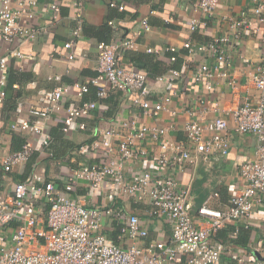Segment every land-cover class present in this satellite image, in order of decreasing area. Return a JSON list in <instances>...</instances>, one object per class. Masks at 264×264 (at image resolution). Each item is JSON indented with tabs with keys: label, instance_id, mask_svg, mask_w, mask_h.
Instances as JSON below:
<instances>
[{
	"label": "built area",
	"instance_id": "obj_1",
	"mask_svg": "<svg viewBox=\"0 0 264 264\" xmlns=\"http://www.w3.org/2000/svg\"><path fill=\"white\" fill-rule=\"evenodd\" d=\"M249 1L254 17L264 27V0ZM85 2H71L74 11L72 39L63 49L68 62L75 59L74 42L82 35ZM220 2L196 0L195 7L202 12L203 19L191 21L193 32L207 26ZM37 6L38 0H0V42L11 47L19 40L34 42L42 30L31 24ZM111 7L125 10L123 4L116 2ZM50 10L51 23L56 25L61 18L60 7L52 4ZM227 21L235 32L251 29L246 11ZM119 22L121 19L116 18L109 25ZM149 31V19L143 18L133 37L99 43L96 77L86 83L58 86L45 97V107L30 108L35 121L11 122L9 130L12 133L33 134L42 141L40 150L27 141L21 151L4 156L0 160L4 171L10 173L26 164L34 151L53 156L52 138L45 130V123L63 113L64 134L76 129L86 130V124L80 120L90 118L99 102L112 92L129 95L133 106L141 109L146 117L158 118L163 112H171L169 105L179 95L176 84L181 73L173 69L157 77L156 83L170 84L172 90L152 102L149 76L123 66L118 56L123 50L134 49L135 38ZM233 38L240 39V33H235ZM231 39L223 35L205 44L184 43L189 54H206L213 58L212 62L197 67L194 83L212 91L218 79H225L236 89L227 53ZM167 51L176 52V48L169 47ZM147 52L160 54L157 48ZM9 57L24 59L25 55L11 48L9 56H0V105L8 95ZM172 61H176L175 56ZM251 77L259 93L255 102L246 99L242 105L229 110L226 117L209 121L190 111L191 119L183 126L185 140L169 139L168 128L159 125L139 124L135 120L116 121L105 131L96 128L95 140L71 153L68 162L77 167L64 164L66 176L62 179L48 178L46 170L35 166L24 180L16 182L11 189L0 191V264H176L182 260L185 264H222L224 256L233 254L225 243L215 240L216 234L229 224L248 220L257 205H264V56ZM51 79L62 82L61 76ZM91 87L95 88L96 99L64 107L65 97L75 95L83 99ZM171 114L176 116V112ZM231 133L238 137L255 136L259 143L254 155L240 165V183L234 188L229 206L225 210L208 205L200 208V219L208 224L202 228L190 210L192 188L180 182L175 171L195 165L199 160L227 157L232 145ZM144 142L159 148L160 154L151 157V152L142 145ZM149 158L153 163L150 169L131 173V166ZM80 187L88 192L79 194ZM100 194L108 197V203L95 199ZM128 200L149 205L151 217L171 222L170 239L148 241L149 232L142 227L141 218L128 211ZM106 222L120 226L119 239L123 244L109 241L105 234ZM247 260L240 258L239 262ZM252 263L264 264V260L254 259Z\"/></svg>",
	"mask_w": 264,
	"mask_h": 264
},
{
	"label": "crops",
	"instance_id": "obj_2",
	"mask_svg": "<svg viewBox=\"0 0 264 264\" xmlns=\"http://www.w3.org/2000/svg\"><path fill=\"white\" fill-rule=\"evenodd\" d=\"M73 0H38L36 17L31 20L35 28L42 29L39 37L34 41H17L14 46H7L0 42V56H9V50L16 48L24 53V59L7 58L9 73L19 77L13 88H8L7 99L0 105V160L13 150V133L9 130L11 122L22 120L35 121L30 114L32 107H45V97L60 85L71 86L74 83H86L97 76L99 43L111 40H124L133 37V33L141 26V20L148 18L151 31L135 38V48L123 50L119 53L120 63L132 70L147 74L152 85L149 99L152 102L168 95L172 87L167 83H156L155 79L168 74L169 70H177L181 77L176 84L179 95L169 105L171 112H163L158 118L146 117L141 109L131 103L129 95L122 92H112L110 96L99 102L98 109L90 118L80 120L86 124V130H73L64 134L59 130L62 126L63 113H58L53 119L45 123V130L54 139V150L58 155H64L73 146L89 144L95 140L97 128L105 131L111 128L116 121L135 120L139 124L159 125L168 128V137L173 140H185L183 126L190 121L189 112H196L205 120H214L226 117L227 112L240 105L246 99L255 102L258 91L255 89L251 74L255 66L264 56V27L261 26L252 13L249 0H221L215 16L208 21L207 26L193 32L190 23L193 20L203 19L202 12L196 6V0H86L84 6V26L81 37L74 42V57L71 62L66 60L64 44L72 39V10ZM123 4L124 11H120L111 4ZM60 7V22L51 23L50 6ZM246 11L251 22V29L235 32L230 29L227 19L238 17ZM121 17V22L109 25L112 19ZM240 33L241 38H233ZM229 35L231 43L228 55L232 65L230 73L236 81L233 89L227 80L218 79L214 90L208 91L201 84L193 81V75L200 64L212 62L213 58L206 54H189L184 43L205 44L215 37ZM108 43V42H107ZM175 47L176 52L167 51ZM159 49L160 54L148 53V49ZM182 60L180 69L172 61V57ZM55 76H61L62 82L55 81ZM29 78L28 80H26ZM94 89V90H93ZM95 88L91 87L89 94L83 99L75 95L63 99L65 108L79 106L84 100L94 99ZM230 119V117H228ZM231 127L233 123L231 122ZM18 134V133H14ZM25 135L27 141L34 143L36 150H40L41 138L33 134ZM60 142V143H59ZM231 150L227 157L199 160L195 165H189L184 170H176V178L192 188L191 213L198 220V226L205 228L207 222L200 219L199 210L208 205L218 210H225L233 195L234 188L240 183L239 168L248 158L254 155L259 140L255 136L238 137L231 133ZM151 152V157L159 155L161 150L149 143H143ZM39 154L33 170H46L48 178L62 179L66 176L64 164H70L68 156L65 160H48L44 152ZM68 162V163H67ZM152 159L140 161L131 166V173L150 169ZM66 167V166H65ZM0 170L3 167L0 163ZM29 163L18 166L8 175H4L6 184L4 190L11 189L16 182L26 178L30 173ZM8 173V172H6ZM3 191V190H1ZM79 194H86L88 190L80 187ZM99 203H108V197L100 194L95 197ZM128 211L137 214L142 220V227L149 232L148 241L166 240L172 234L171 222L166 219H156L149 215V205L137 204L132 200L126 201ZM117 223L106 222L105 234L110 242L123 244L119 239ZM240 230V231H239ZM237 232V233H236ZM215 240L226 244L233 255L224 256L222 264H241L240 258L248 259L242 264H253L252 261L264 260V205H257L251 218L246 221L232 223L216 234ZM127 242V240H126ZM176 264H185L182 260Z\"/></svg>",
	"mask_w": 264,
	"mask_h": 264
},
{
	"label": "trees",
	"instance_id": "obj_3",
	"mask_svg": "<svg viewBox=\"0 0 264 264\" xmlns=\"http://www.w3.org/2000/svg\"><path fill=\"white\" fill-rule=\"evenodd\" d=\"M118 18V17H117ZM119 19H122L121 17H119ZM113 20V19H112ZM112 20H110V21H112ZM109 21V22H110ZM104 42H109V41H104ZM177 65L175 66V69H180V63H182V60H180V59H178L177 60V58H176V62H175ZM29 78H27L26 80H28ZM16 81H20L19 80V77H14L13 76V74L11 73H9V78H8V88H13V85H14V83L16 82ZM94 90V89H93ZM94 94H95V91H94ZM94 99H96V97L94 98ZM88 100H91V99H88ZM84 101H87V100H84ZM59 130L60 131H62V126L61 127H59ZM51 135V134H50ZM51 138H52V136H51ZM12 142H13V150H12V153H17V152H19V151H21L22 149H23V146L26 144V142H27V137L25 136V135H18V134H14L13 133V140H12ZM54 139L52 138V144H51V146H50V148H51V151L53 152V156H51V157H48V158H46L45 159V162H47L48 160H57V161H59V160H65V158L68 156V152L70 151V153H72L75 149H78L80 146H73V147H71V150H69L66 154H64V155H58V153L56 152V150H54ZM60 143V142H59ZM70 155V157H71V154H69ZM38 156H39V154L38 153H36V151H34L33 152V154L31 155V157H30V159H29V161L27 162V163H29V167H30V170L27 172V173H30V171H32L33 170V166H34V164H40L42 161L40 160L39 162H37V158H38ZM67 158L68 159V161H70L71 160V158ZM33 172V171H32ZM31 172V173H32ZM8 175L9 173H6L5 171H4V169L3 170H0V191L1 190H4V187H5V184H6V182H5V180H3L4 178V175ZM25 179V178H24ZM24 179H21V180H19V181H22V180H24ZM240 231V230H239ZM220 232V231H219ZM218 232V233H219ZM114 243H116V241H114Z\"/></svg>",
	"mask_w": 264,
	"mask_h": 264
}]
</instances>
